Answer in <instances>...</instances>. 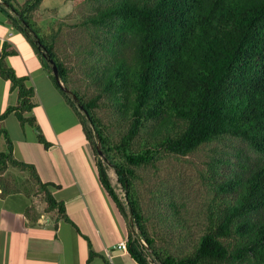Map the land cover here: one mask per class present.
<instances>
[{"label":"trees","instance_id":"obj_1","mask_svg":"<svg viewBox=\"0 0 264 264\" xmlns=\"http://www.w3.org/2000/svg\"><path fill=\"white\" fill-rule=\"evenodd\" d=\"M97 1L95 12L83 21L93 39L88 68L96 94L87 100L74 90L67 94L52 79L65 102L87 122L82 127L97 158L100 184L131 219L127 252L138 264H264V0ZM42 2L0 0V9L33 40L44 70L51 73L56 66L67 88L68 69L54 49L57 33L39 34L33 22ZM13 52L5 43L0 52V77L17 95L0 123L13 115L22 126L37 128L34 118L26 117L35 107L28 77H17L4 64ZM101 107L122 127L117 140L97 115ZM0 139L5 144L1 195L18 192L4 179L8 169L26 171L42 212L71 223L64 204L50 192L56 186L43 183L34 165L14 158L5 129L0 128ZM37 142L44 150L50 147L40 134ZM203 146L214 147L208 162L213 200L206 225L195 235L171 202L169 214L160 220L177 229L180 243H190L186 250L171 252L157 243L147 225L134 186L138 170L170 156L186 157ZM108 166L124 190L125 204L110 182ZM25 216L33 221L27 211Z\"/></svg>","mask_w":264,"mask_h":264},{"label":"rangeland","instance_id":"obj_2","mask_svg":"<svg viewBox=\"0 0 264 264\" xmlns=\"http://www.w3.org/2000/svg\"><path fill=\"white\" fill-rule=\"evenodd\" d=\"M13 1L22 4L25 0ZM98 6L97 0H43L33 15V22L38 27L39 34L57 33L54 49L59 60L68 69L67 89L76 91L85 100L92 98L96 91L88 68V52L93 45V39L91 30L83 25V21L94 13ZM6 21L4 11L0 9V52L4 43L8 46L11 41L15 42V51L5 56L4 64L12 69L17 77H28L27 85L35 91V107L26 116L35 118L37 128L28 124L21 127L13 115L7 116L0 123V127L8 132L17 156L32 160L44 175L43 146L34 144L30 151L25 149L23 142L38 143L39 134L47 143L52 142L56 135L72 133L76 129L82 131L81 124L87 125V122L83 117L78 120L72 108L65 104L63 95L53 82L52 71L49 73L45 69V73L43 72L42 64L45 60L34 50L33 40ZM16 100L17 95L11 90V83L0 77V115L8 106L14 105ZM97 115L117 140L122 127L113 120L111 111L101 107L97 110ZM70 143L75 144L76 140L72 139ZM212 148L214 147L203 146L186 157L170 156L138 170L139 178L134 186L147 225L157 243L171 252L190 248L189 242L178 241V233L173 231L177 229L171 228L170 222L160 220L161 216L166 217L165 215L169 214L171 202L178 207L179 218L185 219L194 228L195 235L206 225L208 208L213 200L208 170ZM4 150V140L0 139V152ZM108 170L107 173H111L110 182L118 198L125 204L124 190L118 183L113 169L108 166ZM4 179L10 190H22L28 196L35 194V184L26 171L13 169L5 172ZM194 234L192 237H195Z\"/></svg>","mask_w":264,"mask_h":264},{"label":"crops","instance_id":"obj_3","mask_svg":"<svg viewBox=\"0 0 264 264\" xmlns=\"http://www.w3.org/2000/svg\"><path fill=\"white\" fill-rule=\"evenodd\" d=\"M15 47L11 41L8 50ZM72 139L75 144L70 143ZM48 143L50 147L43 148L44 175L32 160L18 157L14 146L13 156L34 165L43 183L56 186L50 192L64 204L71 223L43 213L41 202L22 190L7 196L0 191V264H138L127 251L116 248L127 241L133 225L127 211L122 213L100 184L97 158L83 129L56 135ZM23 144L30 150L39 143ZM26 211L33 221L26 218Z\"/></svg>","mask_w":264,"mask_h":264},{"label":"water","instance_id":"obj_4","mask_svg":"<svg viewBox=\"0 0 264 264\" xmlns=\"http://www.w3.org/2000/svg\"><path fill=\"white\" fill-rule=\"evenodd\" d=\"M52 74H53L55 80H56V81L59 83V85L62 87V90H63L65 93L71 95L70 90H68L67 88H65V87L62 85V83L60 82V80H59V76H58L57 68H56V66H54V65L52 66ZM72 97H73L74 101H76V97L73 96V95H72ZM96 151L98 152V154L101 153L100 148H99L98 145H97V147H96Z\"/></svg>","mask_w":264,"mask_h":264},{"label":"built area","instance_id":"obj_5","mask_svg":"<svg viewBox=\"0 0 264 264\" xmlns=\"http://www.w3.org/2000/svg\"><path fill=\"white\" fill-rule=\"evenodd\" d=\"M142 244L144 243L142 242ZM116 248L121 251H127V241H121Z\"/></svg>","mask_w":264,"mask_h":264}]
</instances>
